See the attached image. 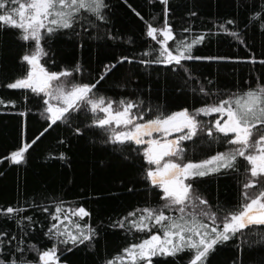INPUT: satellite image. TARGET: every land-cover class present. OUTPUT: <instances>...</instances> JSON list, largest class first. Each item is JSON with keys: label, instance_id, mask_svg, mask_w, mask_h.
Segmentation results:
<instances>
[{"label": "trees", "instance_id": "1", "mask_svg": "<svg viewBox=\"0 0 264 264\" xmlns=\"http://www.w3.org/2000/svg\"><path fill=\"white\" fill-rule=\"evenodd\" d=\"M105 4L103 20L88 15L73 28L46 35L42 41L48 53L43 61L46 67L72 71L68 83L99 80L94 89L97 96L138 102L146 119L185 108L195 110L264 84V63L259 62L264 61V0H169L168 21L177 39L190 41L204 34L192 55L217 58L184 61L183 67L140 62L156 58L154 50L159 45L147 36V24L163 27L165 6L160 0H105ZM19 36L16 29L0 28V99L5 102L0 104V209L11 206L25 211L12 217L0 214V259L36 264L38 252L30 249L53 246L46 235L54 223L50 214L63 202L65 207L83 206L90 213L81 223L89 224L95 235L84 244L59 245V264H106L130 244L147 238V233L118 225L136 209L161 208L162 191L145 179L150 166L142 148L109 143L108 133L92 125L90 112H74L67 122L48 128L41 115L44 97L7 87L25 75L21 58L32 49V43ZM111 65L115 67L101 80L105 67ZM198 118L206 126L216 119ZM37 136L40 139L23 163L6 159L22 142L30 143ZM184 147L185 161L199 162L231 146L224 138L213 140L201 133ZM238 165L191 181L194 192L219 216L241 202L246 173L244 161ZM17 247L24 251H15ZM153 264H189V256L156 257ZM207 264H264V226L218 245Z\"/></svg>", "mask_w": 264, "mask_h": 264}, {"label": "snow or ice", "instance_id": "2", "mask_svg": "<svg viewBox=\"0 0 264 264\" xmlns=\"http://www.w3.org/2000/svg\"><path fill=\"white\" fill-rule=\"evenodd\" d=\"M160 2L165 6L163 27L147 24V36L159 45L154 50L156 58L140 62L183 67L184 61L217 59L193 56V48L204 41L205 35L200 34L190 41L177 39L168 21L169 0ZM106 7L105 0H0V28L16 29L22 41L32 43L31 51L21 58L26 64L25 75L7 87L43 96L45 108L41 115L49 122L48 128L67 122L74 112L87 110L93 115L92 125L108 133L109 143L135 144L142 148L143 159L150 166L146 169L145 179L162 191L164 204L161 208L136 209L119 222L121 228L148 235L130 244L106 264H153L156 257L180 254L189 256V264H207L209 254L218 245L243 235L246 230L264 226V84L258 83L255 88L233 93L195 110L185 108L169 114L158 113L146 119V112L138 102L124 99L116 102L97 96L94 89L99 80L93 84L68 83L66 78L73 75L72 71H50L43 62L48 55L42 44L45 36L71 29L88 15L103 20ZM227 23L232 24L233 21ZM230 35L238 36L236 32ZM170 42L175 44L174 48ZM123 59L127 60L126 57ZM250 62L257 61L252 59ZM113 67L115 65L106 66L100 79ZM184 70L187 72L186 68ZM75 71L79 72L80 68ZM200 92L208 95L203 87ZM4 103L0 99V104ZM213 114L218 118L210 126L198 118ZM201 133L213 140L224 138L231 147L199 162L185 161L184 143ZM43 134L41 132L40 136ZM40 136L30 143L22 142L21 147L6 159L12 164L23 163L26 153ZM239 160L244 161L246 173L241 202L236 209L219 216L206 199L194 192L191 181L221 170L237 169ZM43 210L48 211L47 208ZM23 211L24 208L9 206L0 209V214L12 217ZM89 216L83 206L57 204L50 214L54 223L46 233L54 241L53 246L42 251L34 246L30 249L38 252L36 264H59V245L76 246L91 241L95 230L89 224L81 223ZM24 219L30 221L32 218ZM15 251L23 252L24 249L17 247ZM0 264H18V261L0 259Z\"/></svg>", "mask_w": 264, "mask_h": 264}, {"label": "rangeland", "instance_id": "3", "mask_svg": "<svg viewBox=\"0 0 264 264\" xmlns=\"http://www.w3.org/2000/svg\"><path fill=\"white\" fill-rule=\"evenodd\" d=\"M211 116H215L216 118H218L216 114H213V115H211ZM207 117H210V116H207Z\"/></svg>", "mask_w": 264, "mask_h": 264}]
</instances>
